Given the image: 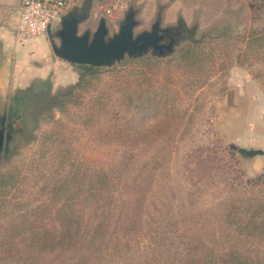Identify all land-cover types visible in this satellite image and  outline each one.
Here are the masks:
<instances>
[{
	"label": "rangeland",
	"instance_id": "374dc122",
	"mask_svg": "<svg viewBox=\"0 0 264 264\" xmlns=\"http://www.w3.org/2000/svg\"><path fill=\"white\" fill-rule=\"evenodd\" d=\"M112 1L75 0L76 7H82L80 11L89 18L79 26V34L94 31L104 19L111 37L121 21L104 11ZM124 2L136 11L135 35L158 22L160 29L182 26L184 38L171 52L149 50L137 59L125 57L106 68L114 71L102 73L93 87L78 95H66L77 77L68 86L47 80L35 85L36 89L0 100L5 128L0 149V264H30L34 251L41 249L33 240L51 234L50 223L65 196L75 191L74 211L80 210L84 205L80 189L96 182L99 168L110 172L124 154L137 158L138 166L125 169L118 195L126 197V177L139 170L138 185L143 190L140 211L151 223L178 221L183 215L198 213L204 216L208 209L216 212L217 203L233 192H242L248 181L264 173V155L254 158L262 162L253 165L255 160L246 161L230 149L237 146L228 132L227 115L232 109L229 104L220 105L223 94L219 93L223 88L227 92L236 78L252 79L264 89V47L246 49L248 30L264 29V0ZM84 6H93L94 11H85ZM186 47L199 52L201 62L192 72L203 77L185 81V75L175 69L168 72L170 81L166 69L156 74L155 61L160 66L174 64L177 52ZM244 52L243 59L238 58ZM145 60L153 67L145 69L149 80L136 84L142 66L134 62ZM76 69L79 75L80 69ZM196 84L201 85L194 87ZM187 87H194L189 96ZM99 91L100 100L93 97ZM124 93L130 98L128 108ZM140 99L146 108L131 117ZM249 108L242 105L239 111ZM135 141L140 144H133ZM261 145L256 149L264 152V143ZM58 186L63 192L52 206V191ZM146 242L143 239L140 247ZM251 248L264 251L262 244L254 243ZM19 254L24 259L17 260ZM129 255L107 252L105 264H126Z\"/></svg>",
	"mask_w": 264,
	"mask_h": 264
},
{
	"label": "trees",
	"instance_id": "16d2710c",
	"mask_svg": "<svg viewBox=\"0 0 264 264\" xmlns=\"http://www.w3.org/2000/svg\"><path fill=\"white\" fill-rule=\"evenodd\" d=\"M180 27L168 28L175 38L174 44L185 36V28ZM247 37L246 49L264 47V29L250 28ZM197 55L199 52L186 47L177 52L174 64L160 66L155 61L153 67L156 71L166 69V76L175 69L185 75V81L191 77L199 80L203 75L192 72L201 62ZM245 55L244 52L238 58L243 59ZM213 58L210 56V59ZM149 63L148 60L134 62V65L142 66L137 71L136 84L149 80L145 71L146 68H153L148 66ZM77 67L80 69L78 80L66 93L69 97L93 87L102 73L115 70L89 65ZM209 75H206V81ZM168 77L170 81V75ZM194 87L185 89L187 96L193 93ZM225 92L223 88L219 93L224 95ZM124 96L128 108L130 98L126 97V93ZM93 97L100 100L101 92L93 94ZM140 101L135 103L131 117L146 108L143 106L146 102ZM63 107L61 105V110ZM153 107L151 104L150 108ZM123 124L126 129L128 120ZM133 144L139 145L140 142ZM136 162L137 158L124 154L116 159L110 172L99 168L96 182L88 189H80L84 205L78 211H74L75 191L66 195L50 223L51 234L33 240L34 245L41 249L34 251L30 264H105L107 252L119 257L130 254L126 264H264V251L251 248L254 243L264 246V173L248 181L242 192H233L217 203L214 207L216 212L208 209L204 216L198 213L183 215L178 221L151 223L143 219L140 211L143 190L138 185L139 170L136 173L132 170L129 178L126 177V197L123 199L118 195L121 177L127 174L125 169L137 167ZM60 188H53L50 205H56V198L63 192ZM80 196L78 194L77 197ZM143 239L147 242L140 247ZM16 258L24 259V255L19 254ZM108 264H112L111 261Z\"/></svg>",
	"mask_w": 264,
	"mask_h": 264
},
{
	"label": "crops",
	"instance_id": "0c3cea01",
	"mask_svg": "<svg viewBox=\"0 0 264 264\" xmlns=\"http://www.w3.org/2000/svg\"><path fill=\"white\" fill-rule=\"evenodd\" d=\"M20 3L21 0H0V100L9 94L36 89L35 85L47 80L51 82L54 79L55 85L68 86L78 77L77 65L53 54L47 33L25 42L16 40L14 31ZM81 9L76 7L75 0H71L66 14L71 11L83 14ZM89 9L94 11L93 6L87 11ZM88 19L86 17L83 23ZM55 30L51 28V31ZM236 79L232 80L220 101L222 107L229 104L232 109L227 115L230 141L238 147L256 149L264 143V89L252 79ZM242 105L250 107L249 111L240 112ZM252 160H255L253 165L262 162V159Z\"/></svg>",
	"mask_w": 264,
	"mask_h": 264
},
{
	"label": "water",
	"instance_id": "95a60500",
	"mask_svg": "<svg viewBox=\"0 0 264 264\" xmlns=\"http://www.w3.org/2000/svg\"><path fill=\"white\" fill-rule=\"evenodd\" d=\"M85 19V14L71 11L64 15L54 32L48 26V40L52 52L57 58L75 65L108 68L125 57L140 58L149 50L155 53L164 48L166 52H171L174 45L173 43L169 45L160 43L163 36L158 33L161 31L158 22L152 25L151 30L135 35L138 21L136 20V11L130 7L125 8L118 28L111 37H108L109 30L104 19L99 21L94 31L85 30L79 34V26ZM230 149L246 161L264 155L260 149H246L235 145H231Z\"/></svg>",
	"mask_w": 264,
	"mask_h": 264
},
{
	"label": "built area",
	"instance_id": "2783aa9c",
	"mask_svg": "<svg viewBox=\"0 0 264 264\" xmlns=\"http://www.w3.org/2000/svg\"><path fill=\"white\" fill-rule=\"evenodd\" d=\"M71 0H21L18 21L14 31L17 41L25 42L46 35L47 28L57 27L66 14ZM124 0H113L105 6V13L114 19H122L125 12Z\"/></svg>",
	"mask_w": 264,
	"mask_h": 264
},
{
	"label": "flooded vegetation",
	"instance_id": "af4514ba",
	"mask_svg": "<svg viewBox=\"0 0 264 264\" xmlns=\"http://www.w3.org/2000/svg\"><path fill=\"white\" fill-rule=\"evenodd\" d=\"M85 8L86 7L84 6V9ZM82 12H84V11H82ZM159 28H160V26H159ZM150 30H151V28H150ZM168 30L169 29H161V31L158 32L160 35L163 36V39H162V41L160 43H163L164 45H169L170 43L174 44V39L175 38H173V33L168 31ZM155 53H157V54L166 53V50L164 48H162L161 50H157ZM2 120L3 119L1 117L0 118V131H1V133H0V145H1V147H2V144H3L4 138H5V128H4L3 124H2Z\"/></svg>",
	"mask_w": 264,
	"mask_h": 264
}]
</instances>
